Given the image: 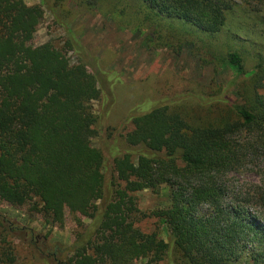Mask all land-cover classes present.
<instances>
[{"label":"trees","instance_id":"1","mask_svg":"<svg viewBox=\"0 0 264 264\" xmlns=\"http://www.w3.org/2000/svg\"><path fill=\"white\" fill-rule=\"evenodd\" d=\"M51 1L73 4L69 15L105 2L126 27L150 29L155 48L189 46L233 76L146 94L125 119L126 146H115L106 120L123 74L71 30L61 47L33 45L44 7L0 0V201L52 225L66 213L92 220L42 253L0 213V264H23L20 249L29 264H264V225L253 220L264 222V188L231 176L264 172V48L228 24L240 3L264 25V0ZM163 185L169 204L142 211L136 193ZM149 217L168 239L140 227Z\"/></svg>","mask_w":264,"mask_h":264},{"label":"rangeland","instance_id":"2","mask_svg":"<svg viewBox=\"0 0 264 264\" xmlns=\"http://www.w3.org/2000/svg\"><path fill=\"white\" fill-rule=\"evenodd\" d=\"M28 5L41 4L45 16L32 39L33 45L53 42L57 47L63 46L68 37L67 30L77 33L83 44L97 54L103 65L115 69L123 74V84L113 90L114 100L106 125L113 128L112 142L115 146L124 148L125 135L132 128L124 124L129 110L135 102L141 100L146 94H152L156 89L166 85L173 86V90L180 91L187 80L210 84L215 78L219 83H227L232 78V71L223 67L216 71L213 65L204 67L200 57L191 47L187 46L178 54L171 48H155L151 38L150 29H138L135 25L130 28L123 24V17L118 12L110 13L109 6L103 4L93 9L69 15L68 10L74 8L73 4L59 7L51 0H25ZM229 17V26L239 31L242 38H248L264 48V25L253 13L241 11L242 5ZM64 22L67 26H63ZM150 30V31H149ZM224 42L226 37H222ZM75 60L72 52L68 53ZM250 66V65H249ZM186 79V80H185ZM185 80V82H184ZM113 99V97H112ZM96 113L105 110L102 101L94 102ZM93 140L96 147L101 146V138ZM109 162L111 159L108 155ZM239 184H257L264 188V172H243L232 174ZM169 187L161 186L158 191L145 189L136 193L138 205L144 212L165 208L170 202ZM0 213L13 224L25 227L32 232L33 241L38 248L44 250V245L62 243L71 245L82 231L83 227L91 223V219L82 216H72L66 213L55 224H48L44 218L33 212L28 206L15 208L0 201ZM264 225L257 216L253 217ZM145 232L158 230L160 235L168 239L166 231L160 225L159 219L149 217L140 223ZM43 253V252H42ZM31 258L27 250L20 249V259L23 264H29ZM36 264H41L39 261ZM136 264H143L142 261Z\"/></svg>","mask_w":264,"mask_h":264}]
</instances>
